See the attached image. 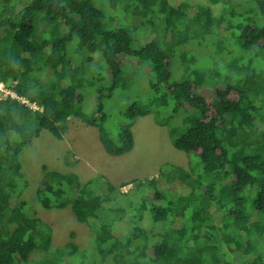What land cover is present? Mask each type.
<instances>
[{"label":"trees","instance_id":"16d2710c","mask_svg":"<svg viewBox=\"0 0 264 264\" xmlns=\"http://www.w3.org/2000/svg\"><path fill=\"white\" fill-rule=\"evenodd\" d=\"M250 1L260 26L234 22L243 17L241 0H223L216 16L209 5L192 6L189 0H111L137 19L136 29L147 27L154 35L141 43L132 39L131 27L117 22L105 29L104 14L91 0H0V82L41 108L11 97L0 100V264H26L36 250L47 264L50 253L62 261L64 253L78 251L68 242L51 252L49 226L22 199V148L43 130L62 140L72 119L94 127L103 151L119 157L132 150L131 127L146 115L166 127L173 147L188 163L196 161L197 172L169 165L135 183L113 185L101 176L81 184L74 173L42 166L36 203L69 208L84 225L97 257L88 264H264V61L256 60L264 58V0ZM232 31L238 32L237 49L223 53ZM206 37L216 58L211 67H198L189 52L177 57L176 49ZM95 53L106 70L88 66ZM121 55L149 69L151 93L143 104L127 108L129 121L114 140L104 127L102 99L123 83ZM172 60L182 70L180 80L172 78ZM219 83L222 88H216ZM202 88L213 91L212 102L197 92ZM91 96L96 113L83 109ZM179 109L188 115L175 121ZM128 185L127 206L111 207L113 196ZM147 212L152 225L163 228L154 243L141 225ZM124 221L129 231L118 239L117 226Z\"/></svg>","mask_w":264,"mask_h":264},{"label":"rangeland","instance_id":"374dc122","mask_svg":"<svg viewBox=\"0 0 264 264\" xmlns=\"http://www.w3.org/2000/svg\"><path fill=\"white\" fill-rule=\"evenodd\" d=\"M93 5L99 8L104 14V28H113L117 22L123 26L131 27L134 34L131 37L134 40L136 37L139 42L145 43L154 39V35L150 34L147 27L138 26L137 19L132 17L129 12H123L119 5L113 6L111 0H91ZM183 0H169L171 4L176 5ZM243 6L239 8V12L243 14L242 18L234 20V22L246 24L247 21H253L256 25L263 24L262 18L257 13L253 2L250 0H241ZM192 6L196 4H206L210 6L213 16L220 14L223 6V0L217 4H210L208 0H189ZM250 19V20H247ZM134 28V29H133ZM219 37L224 34L219 31ZM229 33L227 44L222 45L223 53L232 52L237 49L236 38L237 31ZM136 37H135V36ZM211 38L194 39L184 44L181 48L175 50L177 57L179 54L187 53L195 54L198 58V67H211L215 56H213L214 48L208 43ZM167 41V38H166ZM160 46H162L160 44ZM165 50L166 47L162 46ZM253 53V52H252ZM250 53V54H252ZM248 54V55H250ZM234 55L232 54V57ZM75 54L70 55V64L75 66L77 62L74 60ZM121 60L124 62L122 67L123 83L119 86L110 97L102 99L104 127L109 135L118 140V134L127 125L129 119L126 115L127 108L130 105H141L150 96L148 88V68L136 64L133 60L121 55ZM259 62H263L264 58H257ZM100 65L103 70L106 66L102 59L95 53L92 55V61L88 66L93 68ZM172 78L180 80L182 70L178 62L172 60L169 62ZM220 65V64H219ZM259 65V64H257ZM260 67V66H259ZM218 72L221 68L217 69ZM42 81H45L44 77ZM108 84L109 81H106ZM223 84L219 83L216 88H222ZM197 92L202 95L207 101L212 102L214 93L206 88L198 89ZM96 101L93 96L89 97L88 103L83 107L86 113L94 112ZM187 111L190 112V109ZM186 115L182 110L175 113V121L183 119ZM264 129V124L261 126ZM131 133L133 136V148L130 152L119 156L111 157L107 155L98 139L97 130L94 127L88 126L81 121L72 120L69 123L68 129L62 140H56L47 131H41L37 138L32 139L24 146L19 155L21 172L26 180V189L22 193V199L31 205L30 211L35 210L37 216L46 223L50 228L52 236L51 252L60 250L66 243L74 242L78 251L74 256H69L64 253L62 261L57 255L49 254L51 262L48 264H84L97 261L92 251V240L84 225L78 223L69 208L64 209H43L35 201L36 189L43 177L41 171L42 166H46L49 170L58 171L60 173H74L79 177L81 184L88 181L95 182L99 177H103L113 185L121 183H135L136 181H144L150 178L157 177L158 173L166 166H179L184 169H193L194 172L199 170V166H195V160L188 159L185 153L175 149L171 143L166 127L159 126L153 115H146L136 118L132 127ZM195 167V168H194ZM161 180V179H160ZM165 187V184L162 183ZM175 186H170L169 189H175ZM171 189V190H172ZM132 190V185L125 186L113 196L111 207L122 204L127 206L125 194ZM182 194L186 191L181 188L179 191ZM215 218L220 219L221 214L214 212ZM150 215L147 212L141 222V225L146 229L150 243L159 240V233L163 231L162 225L158 228L152 225ZM176 226V225H175ZM174 226V227H175ZM129 231L126 222H120L117 226V238L121 239ZM44 253L36 250L33 252L26 264H47L45 261L41 263ZM86 258V259H85ZM24 264V263H20Z\"/></svg>","mask_w":264,"mask_h":264},{"label":"built area","instance_id":"2783aa9c","mask_svg":"<svg viewBox=\"0 0 264 264\" xmlns=\"http://www.w3.org/2000/svg\"><path fill=\"white\" fill-rule=\"evenodd\" d=\"M6 97H11V98L18 99L21 103L25 104L26 106H28L32 110H39V111H41V108L38 107L36 104H34V103L33 104L32 103H28L23 98H18L12 91H10L8 88H6V86L4 85L3 82H0V100L1 99H4Z\"/></svg>","mask_w":264,"mask_h":264}]
</instances>
